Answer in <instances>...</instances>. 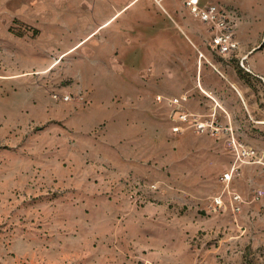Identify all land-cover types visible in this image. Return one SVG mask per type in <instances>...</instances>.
I'll return each mask as SVG.
<instances>
[{
	"label": "rangeland",
	"instance_id": "obj_1",
	"mask_svg": "<svg viewBox=\"0 0 264 264\" xmlns=\"http://www.w3.org/2000/svg\"><path fill=\"white\" fill-rule=\"evenodd\" d=\"M183 2L0 0V264H264V0Z\"/></svg>",
	"mask_w": 264,
	"mask_h": 264
},
{
	"label": "built area",
	"instance_id": "obj_2",
	"mask_svg": "<svg viewBox=\"0 0 264 264\" xmlns=\"http://www.w3.org/2000/svg\"><path fill=\"white\" fill-rule=\"evenodd\" d=\"M161 5L162 0H153ZM189 15L204 24L211 32V46L221 55H227L237 50L238 41L235 36L233 22L227 10L217 2L202 3L201 0H184ZM204 57L200 54V58ZM183 97L167 99L172 110V130L179 132L186 127L202 128L203 124L194 119L192 114L182 110Z\"/></svg>",
	"mask_w": 264,
	"mask_h": 264
},
{
	"label": "crops",
	"instance_id": "obj_3",
	"mask_svg": "<svg viewBox=\"0 0 264 264\" xmlns=\"http://www.w3.org/2000/svg\"><path fill=\"white\" fill-rule=\"evenodd\" d=\"M122 9H126V6L125 7H123V8H120V10H122ZM116 14L117 13H110V15L108 16V18L107 19H105V21L103 20V23L104 24H102L101 26H103V25H107L110 21H111V19H113L115 16H116ZM109 20V21H108ZM107 21V22H106ZM105 27V26H104ZM239 41L243 44V45H245L246 47H248L249 46V44L248 45H246V43H245V39L243 38V36H239ZM199 67H201V69H202V67H203V63H202V61H200L198 64H197V68H196V70L197 69H199ZM206 77H207V80H206ZM212 77H216V75L213 73V71L212 70H207V72H206V75H204V78H201V75L199 76V78H200V81H201V83H200V85H199V83H198V81H197V86H198V88H199V90L207 97V98H209V99H211V100H213L215 103H216V105L217 106H219V103L216 101V99L215 98H217L216 96H212L211 95V93H210V85H209V83H208V81H211V78ZM123 81H126V80H124L123 79ZM124 83V82H123Z\"/></svg>",
	"mask_w": 264,
	"mask_h": 264
},
{
	"label": "bare ground",
	"instance_id": "obj_4",
	"mask_svg": "<svg viewBox=\"0 0 264 264\" xmlns=\"http://www.w3.org/2000/svg\"><path fill=\"white\" fill-rule=\"evenodd\" d=\"M118 14H119V13H117L116 16H117ZM113 19H114V18H113ZM104 26H106V25H103L102 27H104ZM226 178H227V179H230V174H227Z\"/></svg>",
	"mask_w": 264,
	"mask_h": 264
}]
</instances>
